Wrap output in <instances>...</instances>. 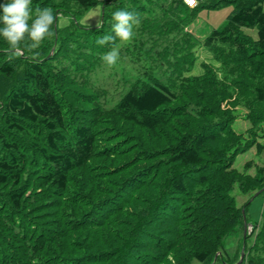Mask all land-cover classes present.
<instances>
[{
    "label": "trees",
    "instance_id": "16d2710c",
    "mask_svg": "<svg viewBox=\"0 0 264 264\" xmlns=\"http://www.w3.org/2000/svg\"><path fill=\"white\" fill-rule=\"evenodd\" d=\"M96 1L31 0L50 35L19 55L0 40V264H213L264 194V166H233L264 152V0H230L202 38L185 30L200 1L104 0L97 26L78 23ZM119 9L138 16L134 36L97 45ZM198 46L218 66L189 74ZM235 183L255 191L242 205ZM261 218L240 264H264V205Z\"/></svg>",
    "mask_w": 264,
    "mask_h": 264
},
{
    "label": "rangeland",
    "instance_id": "374dc122",
    "mask_svg": "<svg viewBox=\"0 0 264 264\" xmlns=\"http://www.w3.org/2000/svg\"><path fill=\"white\" fill-rule=\"evenodd\" d=\"M104 0H97L96 2L92 3L88 7H86L83 14L77 17V22L86 25V26H97L101 20V11H102V2ZM201 2V5L197 9V14L195 18L192 20L190 24L185 27V30L192 32L199 38L204 37L211 28H218L221 27L226 20L227 14L231 11L233 7V2L230 0H197ZM218 2V4L216 3ZM215 3L216 6H212L210 4ZM194 7V6H192ZM263 9H264V2H263ZM147 15L149 11L145 12ZM68 23V19L63 17H58L57 24L63 25ZM244 31L249 34L251 37H256V30L255 28H243ZM137 30V26L133 27V32ZM196 61L193 64L189 74H197L200 73L201 66L200 62L204 61L213 66H218V62L212 58L211 53L204 47L198 46L196 48L195 53ZM224 106V104H222ZM237 112L239 116L233 121L232 128L236 131H243L247 126L248 122L242 118L243 109L241 107H237ZM260 141H264V131H263V138L259 139ZM251 161L252 165L247 169L248 173H253L254 165H262L264 166V152L256 153L254 147L249 148L245 151L239 152L235 160L233 162V166L237 169H241L243 164L246 161ZM255 191H241L238 188L237 183H235L230 191L232 196L234 197L237 205H242L248 198L254 195ZM264 205V194L259 193L258 195H254L250 198L246 206V220L248 222L247 225L251 226L253 223L257 224V228L262 224L261 223V211ZM256 229L245 237L246 233L248 234V230H244V224L239 226L235 229V231L227 234L223 238V249L221 255L213 264H237L240 260L241 251L245 248V254L249 250L250 245L254 240V236L256 233ZM228 256H224V254ZM229 257V263L224 261L223 258L226 259ZM195 264H199V262L195 261ZM240 264V263H239Z\"/></svg>",
    "mask_w": 264,
    "mask_h": 264
},
{
    "label": "clouds",
    "instance_id": "9594fccd",
    "mask_svg": "<svg viewBox=\"0 0 264 264\" xmlns=\"http://www.w3.org/2000/svg\"><path fill=\"white\" fill-rule=\"evenodd\" d=\"M184 3L192 7L195 0H184ZM30 4L31 0H0V40L6 42L8 50L16 55L20 54L17 45L22 41H30L28 46L36 48L39 42L50 35V26L54 21L50 9L38 8L29 23ZM111 19V34H105L97 39V45L110 43L116 38L122 42H127L134 36L133 27L139 23V18L133 11L115 10L111 13ZM100 59L108 66L115 65L119 59L118 47L111 46L101 54ZM248 226H244L245 231H247Z\"/></svg>",
    "mask_w": 264,
    "mask_h": 264
},
{
    "label": "water",
    "instance_id": "95a60500",
    "mask_svg": "<svg viewBox=\"0 0 264 264\" xmlns=\"http://www.w3.org/2000/svg\"><path fill=\"white\" fill-rule=\"evenodd\" d=\"M243 255H244V251L242 250L240 255V260L237 262V264H239L242 261Z\"/></svg>",
    "mask_w": 264,
    "mask_h": 264
},
{
    "label": "built area",
    "instance_id": "2783aa9c",
    "mask_svg": "<svg viewBox=\"0 0 264 264\" xmlns=\"http://www.w3.org/2000/svg\"><path fill=\"white\" fill-rule=\"evenodd\" d=\"M183 2H184V0H183ZM196 3H197V0H195V3H194V6L196 5ZM188 6V5H187ZM189 7V6H188ZM248 231H250L251 230V226H248Z\"/></svg>",
    "mask_w": 264,
    "mask_h": 264
}]
</instances>
